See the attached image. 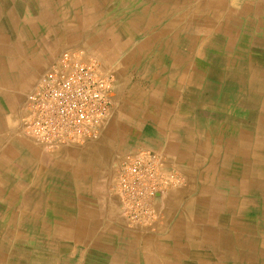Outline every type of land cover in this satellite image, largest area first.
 Segmentation results:
<instances>
[{"label": "crops", "instance_id": "1", "mask_svg": "<svg viewBox=\"0 0 264 264\" xmlns=\"http://www.w3.org/2000/svg\"><path fill=\"white\" fill-rule=\"evenodd\" d=\"M246 1L0 0V264H264V0L252 20ZM68 48L111 76L110 120L44 153L20 107ZM145 154L179 183L130 223L113 187Z\"/></svg>", "mask_w": 264, "mask_h": 264}, {"label": "built area", "instance_id": "2", "mask_svg": "<svg viewBox=\"0 0 264 264\" xmlns=\"http://www.w3.org/2000/svg\"><path fill=\"white\" fill-rule=\"evenodd\" d=\"M113 80L78 48L61 51L24 94L19 132L44 153L96 141L111 111ZM113 190L130 223L150 218V206L168 185L152 154L128 155Z\"/></svg>", "mask_w": 264, "mask_h": 264}, {"label": "rangeland", "instance_id": "3", "mask_svg": "<svg viewBox=\"0 0 264 264\" xmlns=\"http://www.w3.org/2000/svg\"><path fill=\"white\" fill-rule=\"evenodd\" d=\"M255 5H256V0H247L246 2H244V8L245 9H247L246 10V12H243L244 13V15H245V17H244V19L246 20V19H248V20H252V16H253V13H254V10H255ZM225 21H226V23H225ZM217 25L215 26L216 27V29H217V32L215 33V34H217V35H222V37L224 36V34H226V33H224L225 32V27L226 26H229V24L227 23V20H217ZM244 25H239L238 26V28L239 27H243ZM250 26V28H249V30L251 31V33L250 34H252V29L251 28H253V26H251V25H249ZM237 28V29H238ZM220 31V32H219ZM235 35V34H234ZM235 38H237V36L235 37ZM236 56H233L232 58H235ZM262 57H259L258 59H261ZM244 61H248V59H244ZM99 67V66H98ZM100 69V68H99ZM101 70V69H100ZM104 72V71H103ZM39 77V76H38ZM109 120H110V118H109ZM109 122V121H108ZM108 124V123H107ZM19 131V130H18ZM20 133V132H19ZM22 136V135H21ZM100 140V138H98L96 141H93V142H88V143H86V144H84V145H82V146H85V145H89V144H93V143H97L98 141ZM82 146H76V147H82ZM38 147V146H37ZM39 148V147H38ZM40 149V148H39ZM41 150V149H40ZM42 151V150H41ZM43 152V151H42ZM51 153V152H50Z\"/></svg>", "mask_w": 264, "mask_h": 264}, {"label": "bare ground", "instance_id": "4", "mask_svg": "<svg viewBox=\"0 0 264 264\" xmlns=\"http://www.w3.org/2000/svg\"><path fill=\"white\" fill-rule=\"evenodd\" d=\"M9 6V5H8ZM12 7V6H11ZM4 8V7H3ZM6 8H7V6H6ZM5 11V10H4ZM16 12V11H15ZM5 13V12H4ZM8 14V13H7ZM10 14V13H9ZM5 16H6V14H5ZM7 18V17H6ZM5 20V19H4ZM236 66V65H235ZM261 73H262V71H260ZM2 102V101H1ZM4 156V155H3ZM120 157V156H119ZM6 160H9V159H6ZM163 160V159H162ZM11 161H12V159H11ZM13 162V161H12ZM1 164V163H0ZM17 164V163H16ZM19 165V164H18ZM166 166H168V165H166ZM170 167V166H169ZM15 172H16V170H15ZM115 173V172H114ZM16 174V173H15ZM253 174V173H252ZM6 175V174H5ZM7 176V175H6ZM116 176V175H115ZM241 183V182H240ZM112 184V183H111ZM239 184V183H238ZM240 186V185H239ZM112 187V186H111ZM264 187V186H263ZM242 188V187H241ZM243 190V189H242ZM246 191V190H245ZM239 192V191H238ZM219 193V192H218ZM240 194H242V193H240ZM247 196V195H246ZM249 196V195H248ZM256 199H258V198H256ZM15 203V202H14ZM236 205V204H235ZM257 205V204H256ZM259 206V205H258ZM161 210V209H160ZM234 214V213H233ZM260 215V214H259ZM246 217V216H245ZM264 217V216H263ZM240 218V217H239ZM241 218H242V216H241ZM249 218V217H248ZM243 220V219H242ZM246 220H249V219H246ZM221 221V220H220ZM44 222V221H43ZM249 222L250 221H248V224H249ZM264 222V221H263ZM243 224V223H242ZM255 233V232H254ZM9 236V235H8ZM240 236V235H239ZM232 237V236H231ZM215 241V240H214ZM239 241V240H238ZM234 243V242H233ZM37 251V250H36ZM244 256V255H243ZM242 256V257H243ZM241 257V258H242ZM247 258V257H246ZM245 259V258H244ZM252 261V260H251ZM247 263V262H246ZM251 263V262H250ZM247 264H249V263H247Z\"/></svg>", "mask_w": 264, "mask_h": 264}]
</instances>
